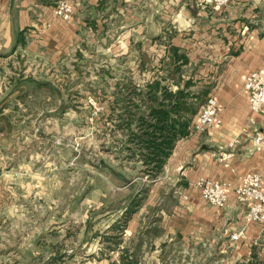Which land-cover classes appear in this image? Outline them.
Returning <instances> with one entry per match:
<instances>
[{
	"label": "crops",
	"instance_id": "0c3cea01",
	"mask_svg": "<svg viewBox=\"0 0 264 264\" xmlns=\"http://www.w3.org/2000/svg\"><path fill=\"white\" fill-rule=\"evenodd\" d=\"M61 1L64 0H0V264H19V252L25 255L26 264H33L37 255L41 256L37 262L46 264H107L98 255L99 228L94 221L99 213H91L85 221L82 215L70 221L72 215L68 216L70 209H67L59 221L33 222L31 203L39 194L35 196V183L41 184L44 179L33 170L49 163L42 148L48 133L41 124L44 119H60V108L65 104L64 85H56L43 75L50 65H56L68 54L78 53L83 39L103 35L111 42L119 36L118 31L116 35L110 33L117 19L121 18L123 24L120 34H128L129 8L147 4L144 0H66L74 11L70 19L64 20L55 14ZM153 5L156 11L149 16L138 14L137 22L142 24L139 27L144 29L140 33L155 28L157 32L150 40L164 47L161 64L170 63L168 58L161 61L167 56L165 39L170 36V44L188 58L186 66L220 72L221 80L213 90V98L220 110L221 124L193 131L178 140L164 170L152 180L151 188L145 185V191L138 187L136 191L129 182L123 184L122 189L127 192L125 199L113 214L112 223L105 228L107 234L114 233L118 226L113 223L121 220L118 215L127 218L124 227L120 226L121 231L118 229L125 236L117 247L122 248L121 256L111 260L119 264L130 260V264L140 262L136 254L123 255L132 253L124 245L128 238L159 248L179 241L178 238L201 240L219 232L230 241H233L231 235L239 234L234 252L238 259L252 260L255 245L264 240V225L245 223L246 207L237 202L235 189L246 175L259 174L264 191V146H255L253 130L255 126L264 135V110L259 113L250 110L244 89L250 72L264 70V0H236L232 5L235 8L227 10L213 9L206 0H154ZM178 8L187 11L180 9L179 14ZM182 16L189 21L188 28L167 34L165 24H175ZM32 67L39 72L35 77L23 74ZM159 70L158 76H162ZM190 76L183 78L187 80ZM168 85L175 89L171 83ZM33 90L41 96L33 97ZM11 97H18L26 105L37 98L39 105H31L29 110L21 109V105L11 107ZM50 99L57 100V107L43 109L42 103ZM18 118L27 120L28 125L30 121L31 128L18 127L16 123L11 126V120ZM200 178L230 185L225 208L214 207L202 198L200 190L194 187ZM19 187L22 192L18 191ZM164 197L172 201L166 210L161 207L162 203L167 204ZM38 198L44 199L40 195ZM151 211L154 217L157 213L159 220L146 223ZM18 235L22 236L20 240ZM35 248L41 250L35 252ZM242 261L238 260L237 264Z\"/></svg>",
	"mask_w": 264,
	"mask_h": 264
},
{
	"label": "rangeland",
	"instance_id": "374dc122",
	"mask_svg": "<svg viewBox=\"0 0 264 264\" xmlns=\"http://www.w3.org/2000/svg\"><path fill=\"white\" fill-rule=\"evenodd\" d=\"M144 1L147 6L129 8L127 24L130 32L128 34L133 35L131 39L125 37L128 34H120V27L123 24L120 22L121 18L117 19L113 22V30L110 33L116 35L118 31L119 36L116 35L111 42L105 40L103 35L98 38L83 39L84 42L79 46L78 53L68 54L56 65H50L48 70H44L43 75L44 79H49L56 85L58 83L64 85L65 104L63 108H60V119H44L41 124L48 133L47 142L42 148L43 157L49 163L42 168L35 167L33 170L35 174L44 176L43 183H35L34 187L35 196H37L36 193H39L38 196L40 195L44 199H39L37 196L31 203L33 222L41 224L48 221L47 219L59 221L62 219L63 210L67 209H70L68 216L72 215L70 221H73L74 217L78 220L81 215L82 220L85 221L91 213H99V216H95L96 220L94 221L99 228L97 231L98 255L99 258L106 259L107 264H119L111 259L122 252L121 246L119 249L117 247L118 244L122 245L125 236L119 234V230L121 231L124 227L127 218L118 215L121 216V220L117 219L113 224L117 225L119 230L115 229L114 233L107 234L105 228L112 223L115 218L112 216L118 212V208H121L127 192L122 189L125 181L102 165L109 166L113 171L126 178L134 188L138 187L142 190L145 189V185L151 188L152 180L156 178L152 179L146 174H140L139 165L134 162L116 158V156H123L118 154V149L124 144H128V141L125 142L128 137L127 127L121 129L117 126L120 122L117 115L123 112L122 106L124 107V105L115 107L116 116H113V119L110 118L113 112L112 104L119 97L116 95L117 91H120L121 94L128 91L129 81L133 82V85L142 87L152 78L158 76L159 68L165 69L169 63L161 64L159 61L160 56H163L162 43L156 45L150 40V37L157 32L155 28L153 30L147 28L146 34L140 33L144 29L139 27L142 24L137 22L138 14L149 16L153 11H156V6L153 5L154 0ZM235 2L236 0H227L221 5L213 6L211 3L207 6L216 10H227L235 8L232 7ZM180 9L182 8L177 10L179 14ZM164 10H168V8L164 7ZM182 10L187 11L186 8ZM188 23L189 21L182 16V19H179L175 24H165L168 29L166 32L167 34L179 32V29L188 28ZM124 24H126L125 21ZM111 43L113 44L112 48ZM106 47L110 48L107 50ZM182 70L183 77L187 78L191 75L190 77H195V81H201L196 89H207V97H213V90L221 80L220 72L203 69L200 71L199 68L191 65H184ZM10 71L12 72V70ZM159 71L162 76L168 75L167 69ZM38 73L32 67V70H26L23 74L35 77ZM39 94V91H34L31 95L38 98L41 96ZM45 94L44 92L43 95ZM37 98L32 104L26 105L18 97H11L10 105L11 107L21 105V109L29 110L31 105H39ZM57 104L56 99H50L42 103V107L43 109H55ZM23 120L22 118L11 120V126L16 123L18 127L31 128L32 123L29 121L30 125H28L27 120H24L25 122ZM4 123L9 126L7 120ZM18 191L22 192V188L19 187ZM163 200H166L167 204L163 205L162 203L161 207L166 210L172 201L167 197H164ZM22 207L25 205L23 204ZM45 211L50 214L44 213ZM153 215V211H151L145 222L148 223L149 220L159 218L157 213L156 217ZM18 221L21 222L20 219ZM154 234H158L157 228ZM21 237L19 236L18 240ZM178 240L154 248L142 240L128 238L124 245L132 253L126 252L123 255L127 257L133 254L138 255L140 260L138 264H237L240 259L243 260V263L250 260L249 257L238 259V255L234 252L239 239L230 241L220 232L201 240L195 238L186 240L183 237ZM224 241L225 245H221ZM39 250L41 248H35L34 251ZM253 254L256 255V260L259 263L264 264V240L257 242ZM18 260L19 264H26L25 255L20 252ZM40 260L41 256L37 255L33 264H46L37 262ZM131 261L125 264H130Z\"/></svg>",
	"mask_w": 264,
	"mask_h": 264
},
{
	"label": "trees",
	"instance_id": "16d2710c",
	"mask_svg": "<svg viewBox=\"0 0 264 264\" xmlns=\"http://www.w3.org/2000/svg\"><path fill=\"white\" fill-rule=\"evenodd\" d=\"M165 40L169 54L161 61L165 62L166 58L170 61L165 68L168 75L158 76L144 87L129 81L128 91L124 94L117 91L119 97L112 104L110 116L113 119L116 116L115 107L124 105L123 112L117 115L120 119L117 126L121 129L127 127L125 142L128 141V144L118 149V154L123 156L116 158L134 162L139 165L140 174L152 179L164 170L175 143L194 131L193 120L210 97H207V89H196L200 80L195 81L192 77L184 80L182 67L187 64L188 58L179 53L178 47L170 44V36ZM169 82L175 89L168 85ZM137 203L139 206L141 199ZM252 258L247 263L239 264H262L256 260L255 254Z\"/></svg>",
	"mask_w": 264,
	"mask_h": 264
},
{
	"label": "built area",
	"instance_id": "2783aa9c",
	"mask_svg": "<svg viewBox=\"0 0 264 264\" xmlns=\"http://www.w3.org/2000/svg\"><path fill=\"white\" fill-rule=\"evenodd\" d=\"M213 6L221 5L227 0H206ZM73 6L66 0L57 6L55 14L68 20L73 14ZM244 89L248 94L249 108L254 113L264 110V70L250 72L244 81ZM221 124L220 110L217 101L209 97L197 117L193 126L194 131H202L206 128ZM254 144L257 148L264 146V135L253 126ZM229 184L210 179L200 178L194 184L199 189L202 198L210 205L217 208H225L229 201ZM235 197L238 203L246 207L244 221L246 224H264V191L262 189V177L259 174L246 175L241 184L235 189ZM239 234L231 235L232 240H237Z\"/></svg>",
	"mask_w": 264,
	"mask_h": 264
},
{
	"label": "water",
	"instance_id": "95a60500",
	"mask_svg": "<svg viewBox=\"0 0 264 264\" xmlns=\"http://www.w3.org/2000/svg\"><path fill=\"white\" fill-rule=\"evenodd\" d=\"M102 166L108 168L109 170H111L113 172V174L118 176L121 180H124L125 182H128V180L126 178H124L122 175H120V174L116 173L115 171H113L109 166H106V165H102Z\"/></svg>",
	"mask_w": 264,
	"mask_h": 264
}]
</instances>
